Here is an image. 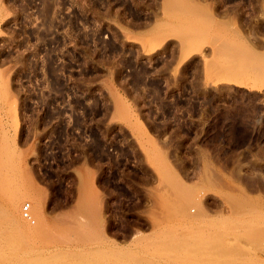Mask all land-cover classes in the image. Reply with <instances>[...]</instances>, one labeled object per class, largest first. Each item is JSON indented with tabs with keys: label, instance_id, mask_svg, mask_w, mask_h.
I'll list each match as a JSON object with an SVG mask.
<instances>
[{
	"label": "rangeland",
	"instance_id": "obj_1",
	"mask_svg": "<svg viewBox=\"0 0 264 264\" xmlns=\"http://www.w3.org/2000/svg\"><path fill=\"white\" fill-rule=\"evenodd\" d=\"M257 1L0 0V264H264Z\"/></svg>",
	"mask_w": 264,
	"mask_h": 264
},
{
	"label": "bare ground",
	"instance_id": "obj_2",
	"mask_svg": "<svg viewBox=\"0 0 264 264\" xmlns=\"http://www.w3.org/2000/svg\"><path fill=\"white\" fill-rule=\"evenodd\" d=\"M257 5L258 6L256 7V9H260L259 11H262V9L264 10V0H262V4H261V0H260V6H259V4H257ZM209 11H210L209 8H205V10H204L205 13L206 12H209ZM214 16L215 15H211V18L214 19ZM236 23H237L236 20L234 21V19L232 20V18H231L225 24H226L227 27L231 28L234 31L235 34L236 33L237 34L238 33L240 34V29H238V27L236 26ZM205 45H206V43L201 42L200 40H197L196 42L191 43L189 45L188 44H184L183 45V54H184V56L183 55L182 56L184 58L188 59L192 55H199V54L202 55V58L204 60V63H206L205 73H207L208 70H209V68L207 66V60H206L205 56L203 57V49H204ZM244 45L246 46V48H247L248 51H250V52L252 51L251 53H253V52L256 53L255 47H257V46L254 43L248 44V42H246ZM151 51L154 52L155 51V47H153V49ZM216 53H218V51L217 52H215V51L213 52V54H216ZM259 54L262 56L264 53H262V54L259 53ZM263 57H264V55H263ZM260 59H261V57H260ZM260 64H263L264 65V62H262ZM246 79H248V78H246ZM246 79L245 78H241V79L238 78L237 80H235L233 78L226 77V78H223V79H219L217 82H219V83L222 82V83H225V84L226 83L227 84L234 83L236 86H239V85H245L247 82H250V81H247ZM257 80L261 81V83L264 86V74H262V73L259 74ZM256 92H257L256 89H253L251 91H247L246 92V96L249 99L251 98V96L254 97V98H256L257 97V93ZM246 96H245V98H246ZM238 209H239V206L238 205H236L235 207H233V210L234 211H236ZM0 257H1V253H0ZM262 262H264V261H262Z\"/></svg>",
	"mask_w": 264,
	"mask_h": 264
},
{
	"label": "flooded vegetation",
	"instance_id": "obj_3",
	"mask_svg": "<svg viewBox=\"0 0 264 264\" xmlns=\"http://www.w3.org/2000/svg\"><path fill=\"white\" fill-rule=\"evenodd\" d=\"M112 182H114L112 180ZM111 182V184H112ZM115 205L118 207L120 206V204H118L117 202H114ZM113 203V204H114ZM122 206V205H121ZM115 213L117 214H120V213H124L125 214V221H126V217H128L130 214H128V212H125L124 209H120V208H116L115 210ZM120 216V215H119ZM121 217L123 218L124 215H121ZM130 221H134L133 219H129ZM121 222V221H120ZM147 220L145 219V224L144 223H140L141 227L144 228V229H147ZM139 230L138 228L136 229L135 227H132V226H129V225H126V224H122V223H115L113 226H112V233L115 234L117 237H120L122 239L124 238H132L133 237V232L134 231H137Z\"/></svg>",
	"mask_w": 264,
	"mask_h": 264
},
{
	"label": "built area",
	"instance_id": "obj_4",
	"mask_svg": "<svg viewBox=\"0 0 264 264\" xmlns=\"http://www.w3.org/2000/svg\"><path fill=\"white\" fill-rule=\"evenodd\" d=\"M2 123V116L0 115V126ZM22 214L25 218H30V204H26L22 209Z\"/></svg>",
	"mask_w": 264,
	"mask_h": 264
}]
</instances>
